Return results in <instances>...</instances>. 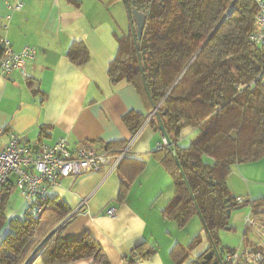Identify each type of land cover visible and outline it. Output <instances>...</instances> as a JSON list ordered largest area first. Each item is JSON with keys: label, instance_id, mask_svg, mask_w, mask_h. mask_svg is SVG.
Returning <instances> with one entry per match:
<instances>
[{"label": "trees", "instance_id": "trees-1", "mask_svg": "<svg viewBox=\"0 0 264 264\" xmlns=\"http://www.w3.org/2000/svg\"><path fill=\"white\" fill-rule=\"evenodd\" d=\"M77 7L81 3L69 0ZM128 13L146 15L139 39L132 28L118 36V51L109 63L113 85L128 83L146 102L150 120L159 130L161 118L173 148L153 153L172 179L174 196L162 212L163 218L184 229L199 216L211 242L210 250L221 247L219 232L228 227L229 212L238 207L264 208V200L237 202L231 195L228 176L234 165L264 158V47L250 40L255 32L257 6L254 0H118ZM24 5V4H23ZM130 22V20H129ZM37 50V49H36ZM67 55L82 67L90 53L82 42H74ZM147 116L131 111L123 121L137 134ZM195 130L184 146L182 133ZM160 131V130H159ZM146 162L126 156L117 167L120 176L119 200L145 170ZM12 197L10 185L0 192V231L8 222ZM58 222L66 217V204H56ZM33 206L22 219L13 218L10 230L0 242V264H25L36 250V233L43 213ZM65 208V210H64ZM59 209H63L61 212ZM264 213V209L261 211ZM66 225L54 232L32 255L27 264L41 259L45 264H111L102 245L90 233L78 239H64ZM201 243L194 238L186 248L176 247L171 255L180 264H213L203 256L189 261L190 253ZM231 252L232 250H225ZM157 252L155 245L143 242L123 260L126 264L146 261Z\"/></svg>", "mask_w": 264, "mask_h": 264}, {"label": "crops", "instance_id": "crops-1", "mask_svg": "<svg viewBox=\"0 0 264 264\" xmlns=\"http://www.w3.org/2000/svg\"><path fill=\"white\" fill-rule=\"evenodd\" d=\"M17 1L24 4L23 9L11 12L9 6ZM77 1L80 7L69 0H0V36H6L16 52L27 46L37 49L36 59L28 63L27 79L18 71L5 74L0 70V124L6 129L2 140L7 142L9 133H15L22 144L36 147V152L61 140L68 141L73 150L84 146L98 153L117 151L131 143L128 156L145 161L147 166L122 202L117 169L107 166L78 178H64L49 192V208L36 233L37 247L66 225L64 239L90 233L111 264H126L123 258L143 242L155 245L157 252L135 264H180L173 259L172 251L176 247L187 249L199 235L201 243L189 258L194 261L210 251L211 242L198 216L192 218L191 222L199 220L193 229L189 227L191 222L180 229L176 222L163 218L162 212L175 193L171 177L153 156L164 137L150 123L146 102L134 86L113 85L108 76L109 63L118 51V34L105 5L114 0ZM129 27L130 22L122 35ZM74 42L84 43L90 53L89 63L82 67L74 65L67 55ZM131 111L147 116L135 135L123 121ZM194 134L195 130L185 129L181 143L186 146ZM228 184L237 202L264 200V158L234 165ZM53 200L65 203L68 210L60 222ZM111 208L117 210L114 216L108 214ZM28 210L21 193H12L0 242L10 231L9 221L22 219ZM250 212L249 207L233 210L228 229L220 230L223 257L227 252L224 249H242L253 241L245 228ZM33 264L45 263L37 259Z\"/></svg>", "mask_w": 264, "mask_h": 264}, {"label": "built area", "instance_id": "built-area-1", "mask_svg": "<svg viewBox=\"0 0 264 264\" xmlns=\"http://www.w3.org/2000/svg\"><path fill=\"white\" fill-rule=\"evenodd\" d=\"M257 6L256 29L250 40L264 47V0H254ZM24 5L17 1L9 6L11 12L21 11ZM10 18V16H9ZM37 57L35 47H24L16 52L6 36H0V70L5 74L18 71L25 79L29 77L28 63ZM158 107L150 114V119ZM149 119V120H150ZM6 129L0 124V192L10 185L11 193L20 192L29 208L36 214L43 212L42 204L47 203L49 192L64 178H78L101 171L104 167L117 169L122 159L130 154L131 143L114 151L95 152L84 146L73 150L68 141H58L53 146L43 145L37 152L30 145L22 144L15 133H9L7 142L2 138ZM168 146L165 139L159 149ZM242 202V201H240ZM245 220V228L253 238L242 249H234L222 256V264H264V213L252 206ZM117 210L109 209L114 216ZM246 240L248 237H244Z\"/></svg>", "mask_w": 264, "mask_h": 264}, {"label": "water", "instance_id": "water-1", "mask_svg": "<svg viewBox=\"0 0 264 264\" xmlns=\"http://www.w3.org/2000/svg\"><path fill=\"white\" fill-rule=\"evenodd\" d=\"M128 17H129V20H130V26L132 28V32H133L134 38L136 39V32H135V27H136L137 36L140 39L142 37L143 30H144V27H145L146 15L141 13V12H139V11H137V10H134L132 12V14H129ZM158 119H159V130H160V132L162 133L167 145L170 148H173L172 142H171V140H170V138L168 136V133H167L165 127H164V124H163V122H162V120H161V118L159 116H158ZM33 149L35 150L36 147H33ZM237 209L239 210V209H241V207H238ZM231 213L232 212H229V214H228L229 217L231 216ZM226 229H228V227ZM39 247H37L36 250ZM34 252L32 253V255L34 254ZM220 252H221V250H218L216 247H213V250L208 251L203 256V258L206 261H212L214 259V257H216V261L213 264H222L223 261H222V257L220 255ZM32 255L29 257V259L32 257ZM29 259L25 262V264H27Z\"/></svg>", "mask_w": 264, "mask_h": 264}, {"label": "rangeland", "instance_id": "rangeland-1", "mask_svg": "<svg viewBox=\"0 0 264 264\" xmlns=\"http://www.w3.org/2000/svg\"><path fill=\"white\" fill-rule=\"evenodd\" d=\"M105 9H106L109 17L111 18L113 25L115 26V33L122 36L124 29H125V26L129 23V17H128V13H127L124 2L114 0L112 3H108L107 5H105ZM114 16H115V19H114ZM116 40H117V38H116ZM149 118H150V116H149ZM129 144L130 143H128V145ZM44 217H45V214H44ZM44 217L40 221V224H39L38 229H37L38 232L42 226V223L44 221ZM191 221H192V219L189 222H191ZM198 221L199 220H195V222H191L189 224L190 229L196 228V225H197L196 223H198Z\"/></svg>", "mask_w": 264, "mask_h": 264}, {"label": "flooded vegetation", "instance_id": "flooded-vegetation-1", "mask_svg": "<svg viewBox=\"0 0 264 264\" xmlns=\"http://www.w3.org/2000/svg\"><path fill=\"white\" fill-rule=\"evenodd\" d=\"M209 250H210V249H209ZM206 253H207V252H206ZM206 253H205V254H206ZM205 254H204V255H205ZM204 255H203V256H204ZM221 257H222V255H221Z\"/></svg>", "mask_w": 264, "mask_h": 264}]
</instances>
